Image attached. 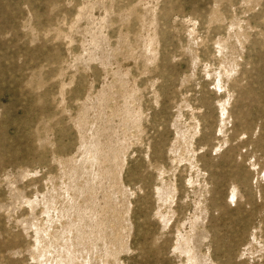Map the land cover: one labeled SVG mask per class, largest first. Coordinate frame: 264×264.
Here are the masks:
<instances>
[{
	"label": "rangeland",
	"instance_id": "374dc122",
	"mask_svg": "<svg viewBox=\"0 0 264 264\" xmlns=\"http://www.w3.org/2000/svg\"><path fill=\"white\" fill-rule=\"evenodd\" d=\"M0 264H264V0H0Z\"/></svg>",
	"mask_w": 264,
	"mask_h": 264
}]
</instances>
